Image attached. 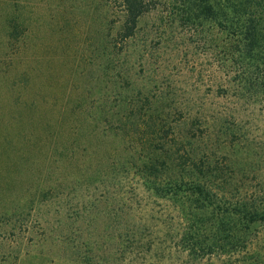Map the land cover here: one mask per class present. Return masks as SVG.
<instances>
[{
	"label": "rangeland",
	"instance_id": "obj_1",
	"mask_svg": "<svg viewBox=\"0 0 264 264\" xmlns=\"http://www.w3.org/2000/svg\"><path fill=\"white\" fill-rule=\"evenodd\" d=\"M177 1L122 40L113 0H0V264H187L178 249L125 258L101 213L80 216L141 183L125 167L154 142V109L230 165L231 184L214 181L223 197L264 196V86L249 88L227 35Z\"/></svg>",
	"mask_w": 264,
	"mask_h": 264
},
{
	"label": "trees",
	"instance_id": "obj_2",
	"mask_svg": "<svg viewBox=\"0 0 264 264\" xmlns=\"http://www.w3.org/2000/svg\"><path fill=\"white\" fill-rule=\"evenodd\" d=\"M113 1L123 12L119 35L126 40L134 36L141 17L163 0ZM176 4L184 20L204 19L218 26L230 41L228 49L238 56L241 79L249 88L264 86V0H178ZM163 110L154 109L151 122L145 123V132L154 136L149 151L133 153L138 163L133 169L125 167V173L135 172L141 180L132 196L115 192L105 213L97 203L80 216L91 217L93 224L101 213L114 229L109 236L119 243L115 250L125 251V258L135 251L171 254L178 249L187 264L189 260L190 264H264V254L254 241L264 228V196L238 186L244 194L232 199L218 193L214 181L222 178L231 184L230 165L224 167L216 154L198 150L193 127L176 133ZM198 122L197 118L193 126Z\"/></svg>",
	"mask_w": 264,
	"mask_h": 264
}]
</instances>
